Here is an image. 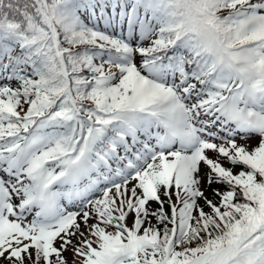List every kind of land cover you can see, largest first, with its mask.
<instances>
[{"label":"snow or ice","instance_id":"snow-or-ice-1","mask_svg":"<svg viewBox=\"0 0 264 264\" xmlns=\"http://www.w3.org/2000/svg\"><path fill=\"white\" fill-rule=\"evenodd\" d=\"M0 264H264V0H0Z\"/></svg>","mask_w":264,"mask_h":264}]
</instances>
